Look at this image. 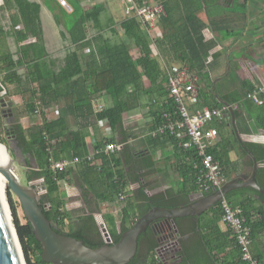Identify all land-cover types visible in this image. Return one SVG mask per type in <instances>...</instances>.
Here are the masks:
<instances>
[{
	"label": "trees",
	"instance_id": "obj_1",
	"mask_svg": "<svg viewBox=\"0 0 264 264\" xmlns=\"http://www.w3.org/2000/svg\"><path fill=\"white\" fill-rule=\"evenodd\" d=\"M154 1L162 4L166 12V16L157 23L154 40L134 18H126L120 23L124 39L118 42L113 43L101 32L92 39L88 38L86 23L96 22L100 15V9L94 8V15L90 18L83 14L74 21L68 33L75 48L65 57L64 66L55 70L46 60L40 42L21 45L26 40L35 39L40 32L37 23L38 8L26 0H3L7 11H16L10 18L12 30L6 36L7 41L13 40L16 50L0 53V92L5 89L9 97L11 95L6 87H12L15 94L22 97L25 113L32 116L41 107L48 109L55 106L58 109L56 118H44L40 124L33 125L28 130L23 127L19 117L11 126L12 138L29 167L26 172L27 183L42 180L45 193L40 201L53 228L58 233L83 240L91 248L104 244L100 233L94 234L93 226L97 224L93 216L79 218V229L70 233L63 231L70 218L61 208L59 182L75 171L73 167L76 166L83 172L88 193L95 197L97 205L113 203L120 195H124V205L118 220L119 232H114L117 218L109 217L114 228L113 232H109L113 243L118 242L121 234L153 207L184 206L191 202L193 194L199 193L194 168L199 163V157L195 148H183L180 140L169 134L151 135L162 123L163 115L175 109L158 55L168 63L176 62L187 66L197 75L198 98L192 110L204 107L223 109L226 107L225 103L234 108V125L228 111L222 121L211 124L217 129L218 136L208 153L220 164L224 176L231 172L238 177L244 167L249 170L246 177L252 173L253 160L235 134L252 136L264 133V102L256 105L248 99V94L261 86L260 81L241 78L239 75V69L246 61L264 67V58L257 53V60L241 55L232 63L235 56H228L227 49L223 46L230 39L242 37L245 31L251 29L258 32L261 26H255L254 20L258 16L261 24H264V0H230L228 9L224 6L227 2L225 0ZM249 2H253L252 5ZM260 6L262 9L258 13L255 8ZM16 27L20 29L16 30ZM205 30L212 34L211 39H206ZM218 45L223 47L213 52ZM83 48H89V55L80 56L77 53V50ZM137 53L138 57L133 58ZM239 58L244 62L238 63ZM223 61H226L227 66L225 72L212 78V72H216ZM22 69L24 73H20ZM99 97H104L105 104L101 111L95 112L93 101ZM62 102L64 108L61 106ZM139 109L146 110L150 118L147 132L140 139L141 146L130 141L136 135L128 132L131 126L124 125L125 115ZM69 115H72V119H69ZM93 121L105 122L111 135L95 138L90 152L95 154V161L89 163L85 160L90 154L88 136L81 128L93 125ZM109 142L117 143L121 148L114 154L105 155L102 149ZM0 143L6 145V141L1 138ZM244 145L258 162L256 182L264 190V143L246 141ZM168 146L171 147L170 153L162 158L165 166L158 168L160 160L156 158L157 150ZM232 153L238 156L236 160L231 159ZM75 157L82 161L79 165L64 171H54L51 168V162ZM32 161L34 167L31 165ZM170 171L177 176L175 186L148 195L147 189L151 184L143 181L150 175L158 174L167 182V178L171 179ZM134 183L139 187L127 190ZM97 184L102 187L100 193L96 190ZM208 194L210 193L204 195ZM230 197H235L238 202L236 206L242 209L247 226L251 228V238L259 231H264V194L253 188L237 189L225 197L233 205ZM7 199L26 264H47L41 259V246L35 240L30 223L26 221L25 225L20 224L16 212L19 203L13 199L9 188ZM210 211L215 213V220L219 221L222 216L221 202ZM195 219H178V233H184L179 222ZM157 235L151 227L140 235L138 251L129 264H158L154 258L155 251L160 247ZM143 241L147 245V255L152 256L151 262L146 256L142 257ZM33 247L38 251L35 263L29 257V251ZM172 251L167 250L164 257L174 254V250ZM162 259L161 257V262Z\"/></svg>",
	"mask_w": 264,
	"mask_h": 264
},
{
	"label": "crops",
	"instance_id": "obj_2",
	"mask_svg": "<svg viewBox=\"0 0 264 264\" xmlns=\"http://www.w3.org/2000/svg\"><path fill=\"white\" fill-rule=\"evenodd\" d=\"M26 1L38 8L37 23L39 24L40 32L35 36V41L42 44L45 51L46 60L55 70H59L64 66L65 57L71 50L75 48L70 40L68 33L74 21L77 19V17L83 14H85L86 17L90 18L92 15H94V8L100 9V15L96 22L88 21L86 23L88 38L92 39L101 32L105 38L111 40L113 43L117 41V34L120 35L121 39H124L123 31L122 33L117 32V27L119 26L120 28V23L124 19L128 18V16L125 14L126 17L124 18L118 17L116 7L117 3L114 0H64L66 3L65 6L61 5L60 0ZM118 2L121 3V0H118ZM225 3L226 4L224 6L228 9L229 5L227 4H229V1ZM0 8L1 10H5V12L7 13V19L10 23V18L16 14V11H7L4 7L3 0H0ZM72 15H75V17H72ZM258 26L262 27L259 29V31L261 30L263 36L261 39H256L255 41L253 37L250 38L251 35L255 32L253 30L251 31V29L245 31L242 37H239L237 39H230L223 43V46L227 49V55L231 56V54L236 51L240 56L241 52L244 49L251 50L255 48L257 54L259 55L261 53L263 55L262 58H264V24L260 23V25ZM19 29L20 27H16V30ZM10 31L6 30L4 32L8 34ZM204 34L206 39H211L213 37L208 30H205ZM249 41H255V43L253 44L252 42L249 46L246 44ZM242 42L244 44H241ZM223 46L218 45L213 50V52L219 51ZM77 53L80 56H87L89 55L90 50L89 48H83L82 50H77ZM138 55V53L135 54L133 58H137ZM157 58L160 61L161 66H164V69L165 66L169 67L167 65L168 62L166 61V59L162 58L159 55ZM240 60L242 59L239 58L237 62H244ZM258 66L263 67L262 65ZM104 104V97L96 98L93 101L95 112H98L99 107L103 108ZM61 106H64V102L61 103ZM55 108L56 114L58 116V109L57 107ZM131 113L125 115L127 116V118H124V125L132 126L134 125V123L139 122L138 119H133L135 117H138L139 115L136 114V116H131ZM145 113H147L146 110ZM71 116L69 115V119H72ZM92 124L93 125H89L88 127H85L83 129L81 128V130H83L88 136L87 145L89 153L93 150L95 138H103L111 135V131L105 122L100 121L96 123L95 121H93ZM134 126L133 129H130V131L128 132L134 133V130L138 129V126L136 128ZM76 128L77 126L74 127V129ZM260 134L262 137L261 141H264V133L260 132ZM144 135L145 133L143 135L138 134L135 138L130 139V141H133L137 145L141 146L140 139ZM252 142L260 143V141H254V139L252 140ZM170 150V146L164 148L163 150H157L156 158L160 160L157 165L158 168H162L165 166L164 160L162 158L166 157L167 154L170 153ZM73 169L75 170L73 173H70L63 181L59 182L58 196L60 201L62 202V211L68 214L70 218L69 220H71L73 217H77V221H75L74 223V225L76 226V230L79 229V218L81 217L83 218L91 215L97 219L98 223L103 222L105 224L103 215L114 216V218H117L116 229L114 230V232H119L118 220L120 210L124 205L123 201L118 198L113 203H99L97 205L95 197L91 193H88L89 189L84 182V176L82 175L83 172L79 168H76V166L73 167ZM248 172L249 170L244 167L241 175H239L238 177H246V174ZM156 175L158 174L150 175L149 177H147V179L151 176L155 177ZM159 176L161 177V175ZM236 177V175L235 177L232 176V179ZM90 179L93 178L91 177ZM143 182L149 181L145 180ZM165 183L167 184V182ZM138 187L139 185L137 183H134L131 184L127 188V190H134ZM96 190L98 191V193H100V191L102 190L100 184H97ZM148 195L151 194L148 193ZM200 197L201 194L196 193L193 194L190 199L191 201H194ZM86 199L88 200V202H86ZM209 212L210 210L198 217H195V220H183L179 222V225L181 226V229L184 231V233H178L179 235L175 234L174 236V239L177 242V247L174 250V254L169 255L167 258L163 255V259L161 262V258L158 257L157 251H155L154 258L156 259L157 263L245 264L240 258L239 247L237 246L235 240L231 237L229 228L223 223L221 218L219 221L215 220V213ZM141 249V254L143 255L142 257L146 256L147 258H149L150 255H147V245L145 241L142 242ZM251 250L253 255L259 260L260 264H264V231H259L257 235L253 237Z\"/></svg>",
	"mask_w": 264,
	"mask_h": 264
},
{
	"label": "water",
	"instance_id": "obj_3",
	"mask_svg": "<svg viewBox=\"0 0 264 264\" xmlns=\"http://www.w3.org/2000/svg\"><path fill=\"white\" fill-rule=\"evenodd\" d=\"M2 106L11 107L13 102L6 96L0 100ZM230 115L233 125L235 124L234 108L224 104ZM8 115L12 116L11 110ZM243 149L253 160L252 173L248 177H236L226 182V184L208 195L201 196L190 203L173 208L153 207L147 213L142 215L136 222L121 234L118 242L113 243L103 222L99 227L104 239V244L99 247H88L83 240L58 233L52 226V223L44 214V207L41 204V195L45 193L43 185L35 184L24 185L19 178L10 169H0L7 179V187L15 196L20 204L24 216L32 226L35 240L41 246V259L47 264H129L138 251V241L141 234L145 233L148 227H151L158 235L157 241L160 247L163 245V238L160 235V228L166 224L172 237L178 234L176 221L181 218L198 217L211 208L216 206L232 191L240 188H253L264 194V190L256 182L258 162L254 155L246 148L243 136L235 134ZM259 142V141H258ZM264 143V141H260ZM5 146V145H4ZM9 151V148L6 146ZM14 156L20 157L22 153L18 147H11ZM12 157V156H11ZM14 162L11 160L10 167L13 168ZM7 213L6 216L3 202L0 198V264H26L23 251L14 226L11 223L9 205L5 200ZM11 224V226H10ZM17 243V245H16ZM19 251H18V247ZM159 247V248H160Z\"/></svg>",
	"mask_w": 264,
	"mask_h": 264
},
{
	"label": "built area",
	"instance_id": "obj_4",
	"mask_svg": "<svg viewBox=\"0 0 264 264\" xmlns=\"http://www.w3.org/2000/svg\"><path fill=\"white\" fill-rule=\"evenodd\" d=\"M61 5L65 6L64 0H60ZM125 14L128 18L136 19L142 24L148 36L154 40L158 21L166 16L164 7L154 0H121ZM35 42V39H29L21 45ZM165 76L167 80V89L169 97L175 103L173 112L163 115V121L151 132L152 136L169 134L180 140V145L185 148H195L199 163L194 165L196 170V183L199 193L204 196L205 193H212L221 189L227 182L220 164L214 157L208 153V149L215 145L218 131L211 126L214 121L224 119L227 108L215 109L204 107L202 109L192 110L198 98V77L187 66L171 65L166 67ZM4 93H6V90ZM254 104L261 105L264 102V84L252 93L248 94ZM102 107L98 108V112ZM121 148V145L109 142L106 143L102 152L105 155L114 154ZM94 153H90L85 160L94 163ZM82 161L75 157L73 159H64L58 162H51V168L54 171H64L71 166L79 165ZM123 201L124 195L119 196ZM223 223L229 228L231 237L235 240L240 250V258L245 264H260L259 260L253 255L251 246V228L247 226L246 218L239 206L229 204L225 199L221 201ZM177 244L175 241L170 243L169 247L162 246L157 250L158 257L164 253L175 250Z\"/></svg>",
	"mask_w": 264,
	"mask_h": 264
},
{
	"label": "rangeland",
	"instance_id": "obj_5",
	"mask_svg": "<svg viewBox=\"0 0 264 264\" xmlns=\"http://www.w3.org/2000/svg\"><path fill=\"white\" fill-rule=\"evenodd\" d=\"M114 1L117 3L116 7H117V12H118V17L119 18L126 17L122 3H119L118 0H114ZM225 1H230V0H225ZM249 3L252 5L253 2H249ZM255 9L259 13V12H261L262 7L260 6L259 8H255ZM258 13H257V15H258ZM257 17L258 16H256L257 20L256 19L254 20L255 26H258V25H260L259 23H261L259 20V17L258 18ZM11 29H12V27L9 23V20L7 19V13L5 12V10H1L0 11V51L1 52H6V50H10L12 52H15V50H16V46H15L13 40L9 39L7 41L6 40L7 39L6 38L7 33L4 32L6 30L10 31ZM117 32L122 33V30L119 28V26L117 27ZM252 37L254 38L255 41H256V39H258V40L261 39L263 37L261 30L260 31L258 30V32H255L254 35L252 34V36L250 38H252ZM116 40H117L116 42L121 40L120 35H118V34L116 35ZM255 41H249L248 43L250 44L253 42V44H254ZM249 44H247V45H249ZM237 53L238 52L235 51L234 53L231 54L232 57H234L236 55V57L233 58L232 63H235L236 59L239 57V54H237ZM256 53L257 52H256L255 48H253L251 50L247 49V51H245V50L242 51L241 55L242 56L246 55V56H249L250 59H252V60H253V58L255 60H257V58H255V56H257ZM262 56L263 55L260 53L259 57H262ZM225 62L224 61L220 62V66H218V70L216 72H212V74H211L212 78H214L216 75H219V74L221 75L225 72V70L227 68ZM174 64L180 65L176 62L167 63L168 66H171ZM165 68H166V66H165ZM162 69L165 70L164 66H162ZM20 73H24V69L20 70ZM239 75L241 78H252L253 80L259 79L260 84H264V68L261 66H258L257 64H253L250 61H246L245 64L240 67ZM1 78H2V76H0V79ZM6 89L10 92L11 96H9V97H10V100L13 102V105L11 107H8V106H2V104L0 103V138L4 139L6 141L5 146H7L9 148V153L12 156L11 158L13 159V162H14L13 168H14V171L16 172L20 182L24 185H28L26 172L29 170V167L27 166L25 161L22 160L20 157L16 158L14 156L13 150L11 149V147H16V143H15L14 139L12 138V134H11V126L13 125V122L15 120H17V117H19L18 119L21 122V124L23 125V127L26 130H28L31 126L40 124L44 118H47V119L56 118L57 117L56 108H55V106L50 107L48 109L41 107L40 111L36 115H33V116L29 115V114L25 113V111H24V102L22 100V97L15 94V90L12 89V87H6ZM6 96H7L6 93H4V90H2L0 92V100L5 98ZM9 109L11 110L12 116L8 115ZM136 114L139 116L135 117L133 119L134 120L138 119L139 122L134 123L135 126L132 125L131 129H133V126L135 128L138 126V129L134 130L135 135L137 136L138 134L139 135H143L144 133L146 134L147 128L150 124L149 115L147 113H145L144 109L143 110L140 109L136 112H132L130 115L136 116ZM125 118H127V116H125ZM261 134L259 132L255 135H252V136L244 135L243 138L247 142H249V141L252 142L253 139H254V141H261L262 140ZM230 157L232 159L236 160L238 156L235 153H232L230 155ZM31 165H32V167L35 166L33 161L31 163ZM170 172H171V179L167 178V184L165 183L163 177L161 176L162 177L161 178L159 175H156L155 177L151 176L150 178H148L147 181H149V183L151 184L150 187L147 189L148 193L153 194L156 192L163 191L167 187H170V186L174 187L175 186V180L177 179V176H176V174H173L172 171H170ZM232 176L235 177V175H232L231 172H227L226 176H225L226 180L227 181L231 180ZM41 183H42V180L39 179V180L33 181L31 184L41 186L42 185ZM7 190H8V187L6 186L5 200H6L7 204L9 205L8 199H7ZM10 193H11V191H10ZM43 195H44V193H42L41 197ZM13 199L16 202H18L14 195H13ZM229 199L233 202V205H236L238 203L235 197H230ZM120 205H122V204H120ZM9 209H10V206H9ZM16 212H17V217H18L20 224L25 225L27 219L24 216V213H23V210H22L20 204L17 205ZM211 212L212 211H210L209 213H211ZM10 215H11V223L14 226L11 209H10ZM109 217L110 216H108V215H103V219H104L107 231L113 232L114 228L110 224ZM94 220L97 224L96 226H93L94 234L96 235L99 232L100 235L102 236V233H101V230L99 227V223H98L96 218H94ZM75 221H77V217H73L71 220L68 221L65 228H63L64 233H70L71 231L76 230V226L74 225ZM29 252H30L29 257H30L31 262L35 263L37 260L38 251L33 247ZM24 260H25V258H24ZM151 260H152V256H149V262H151ZM25 263H26V260H25Z\"/></svg>",
	"mask_w": 264,
	"mask_h": 264
},
{
	"label": "bare ground",
	"instance_id": "obj_6",
	"mask_svg": "<svg viewBox=\"0 0 264 264\" xmlns=\"http://www.w3.org/2000/svg\"><path fill=\"white\" fill-rule=\"evenodd\" d=\"M11 155L3 144L0 143V169H10L16 176V172L14 171V168L10 167L11 165ZM18 177V176H17ZM6 186H7V179L3 175V173L0 171V198L3 202L4 210L6 212V216L8 217L7 208L5 204V197H6ZM9 221V217H8ZM11 226V224H10ZM17 245V243H16ZM18 247V246H17ZM19 251V247H18Z\"/></svg>",
	"mask_w": 264,
	"mask_h": 264
},
{
	"label": "flooded vegetation",
	"instance_id": "obj_7",
	"mask_svg": "<svg viewBox=\"0 0 264 264\" xmlns=\"http://www.w3.org/2000/svg\"><path fill=\"white\" fill-rule=\"evenodd\" d=\"M160 232L162 233V238H163V242L162 243H163V245L166 246V247H169L170 243L175 241L174 237H172V231H170L168 226L166 224H164L160 228Z\"/></svg>",
	"mask_w": 264,
	"mask_h": 264
}]
</instances>
